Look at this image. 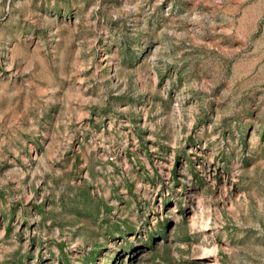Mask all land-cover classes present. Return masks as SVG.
<instances>
[{
	"label": "rangeland",
	"instance_id": "1",
	"mask_svg": "<svg viewBox=\"0 0 264 264\" xmlns=\"http://www.w3.org/2000/svg\"><path fill=\"white\" fill-rule=\"evenodd\" d=\"M0 264H264V0H0Z\"/></svg>",
	"mask_w": 264,
	"mask_h": 264
}]
</instances>
